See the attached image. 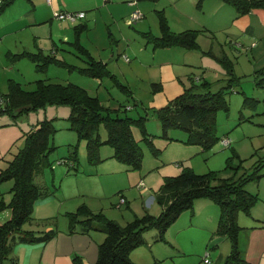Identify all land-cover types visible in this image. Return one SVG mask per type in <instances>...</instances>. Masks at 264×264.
<instances>
[{
	"label": "rangeland",
	"instance_id": "rangeland-1",
	"mask_svg": "<svg viewBox=\"0 0 264 264\" xmlns=\"http://www.w3.org/2000/svg\"><path fill=\"white\" fill-rule=\"evenodd\" d=\"M36 1L37 2L16 0L12 6L8 7L0 15V25H2L0 34L5 33L7 36L5 44L0 47V60H3V63L0 61L1 93H6L9 86V76H14L7 72L8 70L4 65H13L15 67V74L20 76L17 80L22 82L26 89H35L36 80L39 78L53 82H74L86 88L91 94L100 96L103 102L111 106H119L122 103L133 105L126 111L130 115L139 116L148 111V136L152 138V144L157 149V152L154 153L150 143L146 140H142L143 159L140 168H130L127 163L116 158L117 163H119L116 165L128 166L132 171L142 170V176H144V178H146V174L149 178L154 179H156L159 174L165 176L176 175L182 172L185 167H190L197 173L216 171L218 175H226L231 172V168L227 167L229 161L239 164L240 160L243 159L244 165L252 168L255 159L264 157V84L258 83V77L256 76V69L264 66V27L262 33L259 35L253 34L250 31H245L244 33L240 31L239 35H235L231 39L225 33L237 32V29L231 25L225 31H218L217 37L212 34L213 36L210 38L209 34H205L206 36L200 38V44L207 47L200 48L202 52H195L199 54L196 56L197 59H195V63L189 66L188 72L190 74L204 73L209 79L213 80L212 88L215 90L225 86L229 82L232 75H230L227 70L225 71L223 63L219 61L218 57L203 51L212 49L214 54L219 55L218 51H215L212 46H209V41H211L218 45L221 43L223 44V47L228 51L230 57L233 58V69L235 74L239 76L238 78L234 74L237 78L232 81L233 85L231 87L226 88L228 90L229 108H221L217 111L215 130L217 139L212 146L203 148L201 144L187 142V139L190 137V132L182 127H170L167 130V134H164L162 123L158 119L153 108H151V103H149L156 92L161 93L162 90L153 91L151 84L149 85V91L146 84L148 76H150V72L152 71L149 62L153 60L154 57L151 55L152 53H150V51L142 52L139 50L140 56L143 55V63H141L138 59L139 57L134 54V51L124 50L126 46H129V43H133V46L139 47L140 49L141 44L144 46V34H139L137 32L138 28L136 24L139 22H147L146 18H141L134 22L131 21V25L124 24L123 29L127 31V36H122L121 33L117 31V27H113V20L111 22V27H113L115 35L113 32H110L100 12H98L97 19H90V16L82 19L79 18L89 25L88 29L80 34L81 42L95 57L103 59V61H107L109 58L111 59L107 62L109 68L117 70L119 75L115 71L114 72L123 82L126 80L128 86L136 93L135 95L138 99L142 100V103H139L140 101H135L131 97H128L116 87L109 78L99 79L92 77L79 72L76 68H70L58 63H51L45 71H38L36 70L35 63L26 56L20 59H13L11 56L12 53L24 50L36 51L42 48L44 52L56 51V49L52 50L46 45L48 41L46 36H48L49 33V25H52L53 28H57V21L55 20L61 19L56 14L59 12H66L65 10L67 9L71 10L70 8L81 7L86 8L84 12L88 13L94 9L87 5L91 2H95V0H64L69 7H63L65 10L58 9L55 13L53 11V13L50 14L49 12L52 10L46 4L49 1ZM149 2L153 3L151 1ZM125 3L128 2L125 1ZM29 14L44 16L42 17L44 19L37 24H28L31 20L28 17ZM131 14L132 12L129 15V19H131ZM16 15L22 18L25 17L24 21H13ZM61 20H64V25L68 28L69 41L64 42L59 39L62 35L67 34L65 31L62 30L58 33L59 35L56 41H60L62 47H67L66 49H60L59 55L63 56L69 63L85 65L86 61L84 59L86 58L76 52L75 46L72 43L76 38L75 29H73L74 22L67 19ZM201 32L198 34V40ZM214 38L216 42L213 40ZM254 42L256 43L254 44ZM56 46L57 45H55V48ZM151 47H153V45ZM127 55H130V61L125 60V56ZM60 56L57 57L62 58ZM131 65H133V69ZM18 72H20V74H18ZM141 76L143 79H141ZM135 102L138 104H135ZM5 103L6 102L3 104L5 105ZM145 107H148V110ZM45 109L51 113L50 116L56 113L53 120L57 130L53 135V141L57 145V148L50 154V158L54 162V168H51V166L43 167L38 172L36 180L38 183L45 186L57 185L58 187L53 193V196L50 195L52 198L43 202L44 204L37 211H35L37 202L35 203L34 211L42 217V219H30L26 222L25 227H36L37 224L46 226L48 223L52 224L58 221L61 225H64V220L66 218L63 213L69 206H73L74 203H76V207H78L79 197L71 194L72 189L76 186L83 188L84 194H86L80 196V204L85 203L83 201L87 200L96 211L104 210L105 212H113V214H115L113 218L118 217L121 219L122 223H126L127 219L122 217L123 212L121 207L116 204L115 206L113 205V202H115L113 199L119 198L120 194L124 191L121 190L118 193L112 194L111 192L115 185L102 184L101 181L92 178L97 174H87L94 167H98L99 170L103 172L98 174L101 178L113 177L114 175L124 176V173L118 171V166L115 168L112 167L111 169L100 168V162L105 160V156L108 154L106 149H108L109 154H112L113 147L109 144H102L99 151V156L102 160L91 162L88 158L86 139L79 138L77 132L69 127L70 119L68 115L70 107L66 104H47L44 108L38 109L39 112H30L29 114H23L16 118H13V116L5 112H0V168L5 167L8 164V160L13 158L14 152L24 145L25 135L23 134L25 130L30 127L31 122L34 123L38 120L36 116L43 114ZM41 118H43V116ZM101 129L103 131V136H105L107 133L106 129L104 127ZM134 135L137 138L141 137V130L139 127L134 128ZM224 137H228V143L224 142ZM75 144L78 146L77 167L71 164L74 160L67 157L70 153L74 154L72 150ZM66 157L68 159L67 162L64 161ZM59 159H62V161L58 162ZM75 171L84 174H81L79 179H75L72 174ZM262 172H264V165L262 167ZM163 183L164 179L160 183L156 181L155 192L161 189ZM12 184V179H6L0 184V192L3 193L7 201L12 197V192L10 191ZM147 185L145 184L146 187L142 188V190L138 184L131 186L133 190L129 198L131 199L130 204L132 207L128 208V206L122 205L124 211H128L129 213L134 212V216H142L144 214V208L138 207L135 201L137 198L143 205H147L144 195H142L144 192L146 193ZM247 188L260 194V200L254 205L252 212L256 214V217L261 216L264 219V210L260 211L259 209H264V175L259 179L249 181ZM141 191L143 193H141ZM106 192H108L109 196L102 197V194ZM1 197L0 195V198ZM198 199L199 198L195 200L192 207L183 210L177 219L166 229L164 233L165 239H156L158 237L157 227L153 226L146 229L144 231L146 242L133 249L134 252L132 251L130 254L131 259L137 264H153L154 262L158 264H205L203 257L206 251L212 253L215 249L219 248L218 246L217 248L212 247L207 249L211 244L210 240L214 238V233L209 236L207 242H204L211 230L214 228L216 230L219 218L206 211L201 212L203 206L198 204ZM86 204L89 205L88 203ZM103 204L105 205L103 206ZM40 205L41 204H38V206ZM58 209L61 210V214L56 216L55 214ZM217 209L219 212L218 206ZM160 210H156L155 206L154 209L152 208L151 212L158 214V212H161ZM41 213L45 214L40 215ZM9 217L10 210H4L0 214V222L5 221ZM179 224L188 225L190 228L187 227L186 229L190 230V232L183 233L182 235L177 233ZM183 226L180 228H183ZM209 227L210 230H208ZM191 231H193V235L196 237L194 240L188 238ZM243 231L242 228L239 233L240 241L243 239ZM198 232L201 234H196ZM189 240H191V242H188ZM176 248L179 249V251ZM221 248L224 249L223 252L225 254L229 253L231 249L230 241L227 240L224 242ZM209 258L212 260V264L219 263V261L216 263L218 255L212 256L210 254Z\"/></svg>",
	"mask_w": 264,
	"mask_h": 264
},
{
	"label": "trees",
	"instance_id": "trees-1",
	"mask_svg": "<svg viewBox=\"0 0 264 264\" xmlns=\"http://www.w3.org/2000/svg\"><path fill=\"white\" fill-rule=\"evenodd\" d=\"M14 0H0V15ZM235 7L239 14H245L255 8L264 9V0H224ZM201 6L202 0L197 1ZM160 34L151 31L142 32L154 48L183 46L189 49L201 48L198 34L204 29H185L174 31L169 24L163 10L158 11ZM87 22L74 25L76 38L72 41L76 52L86 59L85 66L69 63L64 58H59L54 51L44 52L42 48L36 51L24 50L12 53L13 59L28 57L36 66V70L45 71L51 63H58L99 79L109 78L113 84L128 97L136 101L132 89L124 83L119 76L108 67L107 61L96 58L81 42V33L88 29ZM54 48V47H53ZM218 57L223 63L225 71L230 75L229 82L219 89H213V80L200 75L190 74L189 84L184 91L172 98L162 106H151L164 128V134L170 127H182L190 132L187 142L201 144L208 148L217 139L216 115L221 108H229L228 90L233 85L235 74L234 60L228 54L216 55L212 49L203 50ZM237 77H235V75ZM258 83L264 84V67L256 71ZM158 82L153 83L156 90ZM1 93V90H0ZM0 112H5L16 118L29 114L47 104H66L70 107L69 127L77 132L79 138L86 139L88 158L91 162L101 161L99 156L102 144L113 147L112 156L127 163L130 168L142 166L143 148L141 141L146 140L151 145L154 153L157 149L148 136L147 119L149 112L133 116L126 111L131 104L111 106L98 95L91 94L83 86L74 82H53L39 78L36 80L35 89H26L25 86L11 78L6 93H1ZM248 98V97H247ZM4 102L5 105L3 104ZM246 102V101H245ZM135 104H138L135 102ZM4 105V106H3ZM148 110V107H145ZM124 112V113H122ZM102 127L106 129L103 136ZM139 127L141 137L134 135V128ZM57 127L51 117H44L37 123L30 124L25 130V143L14 152L8 164L0 168V184L6 179H12L10 188L12 197L7 201L3 193L0 198V214L9 209L10 217L0 222V264H19L14 255V247L18 242H39L50 240L58 230L53 228L46 231L29 229L25 224L33 215L34 206L38 199L45 198L56 191L57 185H42L37 182L38 172L45 166L54 168L50 154L57 148L53 135ZM228 138L224 137L223 139ZM74 145L73 153L67 157L74 160L71 164L77 167L78 150ZM70 151V152H72ZM67 157L64 161H68ZM62 161L59 159L58 162ZM251 167L244 165L243 159L239 164L229 161L227 167L231 168L229 174L218 175L216 171L197 173L190 167L176 175L164 176L161 189L154 192L162 210L158 214L145 209L142 216H134L126 223L108 216L104 211H95L86 203L80 204L75 210L66 211L69 221V232H89L99 229L105 232L104 240L99 244L98 258L95 264H137L131 259V252L140 244L146 242L144 231L150 227L158 228L157 240L165 239L166 229L177 219L180 213L193 206L197 198L208 197L219 207V219L211 244L207 249L218 247L228 239L231 249L226 255L225 264H250L241 248L239 233L248 227L264 226V219L252 212V208L260 200L258 192L249 190L247 184L251 180L259 179L264 175L262 167L264 157L255 159ZM123 195V193H121ZM120 194V195H121ZM127 201V199H126ZM120 202V201H119ZM117 206H122L123 204ZM247 219L248 225L241 219ZM217 236V237H215ZM221 241L219 238H221ZM206 251L203 257L210 256ZM210 259V258H209ZM83 264V263H79ZM153 264H158L154 262ZM212 264L210 259L209 263Z\"/></svg>",
	"mask_w": 264,
	"mask_h": 264
},
{
	"label": "crops",
	"instance_id": "crops-1",
	"mask_svg": "<svg viewBox=\"0 0 264 264\" xmlns=\"http://www.w3.org/2000/svg\"><path fill=\"white\" fill-rule=\"evenodd\" d=\"M15 1L16 0H14L11 4H9L8 7L12 6L15 3ZM30 1L37 2L36 0H30ZM47 1L49 2L46 4L52 10L49 12L50 14H52L53 11L55 13V11H58V9H63V7H69V5H67L64 0L63 1L47 0ZM125 1H127L128 3H125ZM149 1L153 3H150ZM197 1L198 0H95V2H91L87 5L88 7H92L94 10L88 13L86 12L85 16L81 17L80 19L86 18L87 16H90V19H97L98 12H100L102 16L104 17V22L106 23L107 28L110 32H113V27L116 26L117 31H119L122 36L123 35L127 36V31L123 29L124 24L131 25L132 20L129 19L130 13L132 12L131 14L132 16L134 11L139 10L143 14L142 18H146L147 22L137 23L136 24V27L138 28L137 32L141 34L142 32H145V31H151L155 35H158L160 34V23H159L158 11L163 10L165 15L168 18L170 27L174 31H182L185 29H204L202 30L204 32H201V34L199 35V41H200V38H203L204 36H206L205 34H209L210 38H212L213 35L217 37L218 31H225L231 25L237 29V32H225L226 35H228V37H230L231 39L235 35H239L240 31L243 33L245 31H250L251 33L257 34V35L261 34L263 31V27H264V9L263 8L259 7V8H255L251 10L248 13L239 14L233 5H231L230 3L224 0H202L201 6H198ZM70 9L71 10H68V9L67 10L63 9V10H65L66 12L76 11V10L85 11L86 8L81 7V8H70ZM61 13H64V12H59L56 15H59ZM28 17L31 19L28 24H37V23H40L42 19H44L42 18L44 16H38V15L36 16V14L35 15L29 14ZM24 18L16 15L13 21H16V22L19 20L24 21ZM60 18L72 21L74 22V25L84 22L80 19L70 20L67 17H60ZM61 19L55 20L57 21V28L56 27L53 28L52 25H49V33H48V36H46L48 39L46 45L48 48L52 50L56 49V51H54V54L56 56H60L59 55L60 49L67 48V47H62L60 45V41L59 42L56 41V38H58L57 36L59 35L58 33L61 32L62 30L65 31V33L67 34L62 35L63 38L61 36L59 39H61V41H64V42L69 41L68 40L69 39L68 38L69 37L68 28L67 26L64 25V20H61ZM112 20H113V27H111ZM1 26L2 25H0V28ZM73 29H74V26H73ZM6 37L7 36L5 33L0 34V42H1L0 47L5 44ZM213 40H215V38ZM255 43L256 42H254V44ZM151 44L152 43L148 42L147 38H145L144 46L143 44H141V49L139 47L133 46V43L131 44L129 43V46H126L124 50L134 51V54L137 55V57H139L138 59L141 63H143V60H142L143 55L140 56L139 50H141L142 52L150 51V53H152L151 55L154 57V59L149 62L150 68L152 69V71L150 72V76H148V81L146 83L147 89L150 91L149 85L152 84L153 91H158L159 89L162 91L161 93L156 92V94L150 99L149 103H151V106H162V105L167 104L175 96L182 93L184 91L185 85L189 84V75H190V73L188 72L189 66L195 63L194 61H196L195 59H197L196 56L199 54L195 52H199L201 51V49L199 48L189 49V48L178 46V45L170 46V47L153 48L151 47L153 44L152 45ZM55 45H57L56 48H55ZM200 45H201V48L207 47V46L204 47L202 44ZM209 46L210 47L212 46L215 51H218L219 55L228 54L230 56L228 51L223 47L222 43L218 45L217 43H214V42L212 43L211 41H209ZM216 46H217V49H216ZM127 56L129 57L130 55H127ZM60 57L64 58L63 56H60ZM110 60H111L110 58L107 59V62ZM125 60L130 61L131 57H129L128 60L125 58ZM0 61L3 63V60H0ZM85 65H79V66H85ZM4 67L7 68L8 73H11V75H14V76H9V79L11 78L15 80L19 79L20 76H17V74H15V67L13 65H4ZM131 68L133 69V65H131ZM110 69H112L119 75L117 70H114L113 68H110ZM259 69L260 68H257L256 71ZM18 74H20V72H18ZM197 75H200V74H197ZM203 75L206 78H208L204 73ZM141 79H143L142 76H141ZM124 81L126 82V80ZM154 82H158L157 84L158 88H156V90L153 88ZM0 90H2L1 84H0ZM135 94L136 93L133 92L135 99L137 101H140L139 103H142V100L138 99V97ZM32 112H39V111L37 110V111H32ZM50 115L51 113L48 112L47 109H45L43 114L41 115L39 114L36 117L38 120L43 119L44 117L53 118L56 115V113L52 114L53 116H50ZM42 116L43 118H41ZM37 121L35 123H37ZM106 151L108 154L105 156L106 159L100 162V168L101 169H111L112 167L115 168L116 166H118L116 164H119L117 163V159L112 157V154H109L108 149H106ZM118 167H119L118 171L124 173L123 174L124 176L114 175L113 177H102L101 178L100 175L98 176V174H101L103 172L99 170L98 167H94L87 174H90V175L97 174L95 177H92V178L98 181H101L102 184L115 185V187L113 188V191L111 192L112 194L118 193L119 191L123 190L124 191L123 194L126 196V199H127L126 203L123 205L128 206V208L132 207L130 204L131 199L129 198V195L131 194V191L133 190L131 186H135L142 181L146 185L148 183L147 190H146L147 194L141 191V193H143L142 195H144V199L146 200L147 205H143V203L137 198L135 201L136 205L138 207H142V209L144 208L143 210L148 209L152 211V208L154 209L155 206H156V210H160V209L162 210L161 204L158 201H156L154 192L156 191L155 189L156 181L157 183H160L161 181H163L165 175L159 174L157 178L154 179V178H149V176H147L146 174L145 176L146 178H144V176H142V173H143L142 170L132 171L129 169L128 166L125 167V165L118 166ZM72 174L75 179H79L80 175L84 173H79L75 171ZM71 194H74L75 196L79 197L78 206L80 205V199H81L80 196L86 195L84 194L83 188H81L80 186H76L75 188H73ZM51 195L53 196V194ZM52 196L49 195L45 198L38 199V201H36L37 205L35 206V211H37L44 204L43 202H46L47 200L52 198ZM108 196H109L108 192H106L105 194L104 193L102 194V197H108ZM113 200L115 201L113 202V205L115 206V204L117 205V203L120 201V197L114 198ZM198 200H199L198 204H201L203 206L201 212L206 211L207 213L219 218L217 204L212 199L203 197V198H199ZM83 202L88 203L90 207L92 208L91 203L89 201L84 200ZM38 204H41V205L38 206ZM104 205L105 204H103V206ZM75 207H76V203H74L73 206L72 205L69 206L66 211L75 210L77 208ZM120 207L123 212L122 217L126 218L127 221L134 217V212L129 213L128 211H124L122 206ZM259 209L260 211L264 210L263 208H259ZM94 210L96 211V209ZM35 211L33 212V215L36 217V219L37 218L42 219V217H40ZM66 211L63 213L66 218L64 220L65 222L64 225H61L58 221L52 224L48 223L46 224V226H42L39 224H37L36 227L27 226V228L29 229H35V230H41V231H46V230L55 228L58 230V232L48 241L18 242L14 247L13 254L16 255V259L19 262V264H79V263L95 264L98 258L99 244L104 240L105 232L99 229H91L89 232H81V231L69 232L70 225H69V221L66 215ZM45 213H41L40 215H44ZM105 213L108 216H111L112 218L115 217L114 216L115 214H113V212H105ZM60 214H61V210L58 209L55 215L58 216ZM115 219L121 222L120 218L117 217ZM31 220H35V219H31ZM241 221L243 223H246V225H248L247 219L244 218L243 220L241 219ZM183 225H186V224H183ZM183 225L181 224L178 225L179 227H178L177 233L181 235L183 233L190 232V230L186 229L187 227L188 228L190 227L188 225L186 226H183ZM182 226L183 228H180ZM208 230H210V227L208 228ZM243 230H244L242 233L243 239L242 241H240V243H241V248H243L244 250L243 252H244L245 258L249 261L250 264H264V226L253 227V228L248 227L247 229H243ZM214 232H215V228L211 230V232L208 234L204 242H207L208 241L207 239L209 238V236H211L212 233ZM196 234L200 235L201 233L198 232ZM194 236L195 235H193V231H191L190 235H188V238L191 240H194L196 238ZM221 239L222 237L219 238L220 241ZM191 240H189L188 242H191ZM227 240L228 239H226L224 242H226ZM224 242L220 244L218 249H215L211 253L212 256L218 255V258L216 259V263L219 261L218 264H224L223 261H225L226 255L228 254V253L225 254L223 252L224 249L221 248ZM177 250L179 251V249Z\"/></svg>",
	"mask_w": 264,
	"mask_h": 264
},
{
	"label": "built area",
	"instance_id": "built-area-1",
	"mask_svg": "<svg viewBox=\"0 0 264 264\" xmlns=\"http://www.w3.org/2000/svg\"><path fill=\"white\" fill-rule=\"evenodd\" d=\"M59 17H67L69 18L70 20H76V19H79L83 16H85V12L84 11H67V12H64V13H61L58 15ZM143 16L142 12L141 11H134L133 12V15L131 16V20L132 21H136L138 19H141ZM127 60L129 59L128 56L125 57ZM0 102H2V98L0 97ZM228 138H225L224 139V142L225 143H228ZM138 186L141 188H145V183L142 181L140 183H138ZM126 202V197L124 195H120V202H119V205L123 204ZM205 262L206 263H209L210 262V259L208 256L205 257Z\"/></svg>",
	"mask_w": 264,
	"mask_h": 264
}]
</instances>
